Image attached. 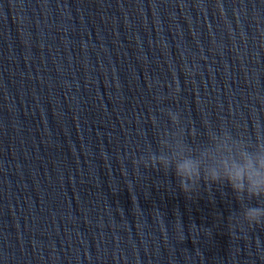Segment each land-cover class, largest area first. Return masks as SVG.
I'll list each match as a JSON object with an SVG mask.
<instances>
[{"label": "clouds", "instance_id": "clouds-1", "mask_svg": "<svg viewBox=\"0 0 264 264\" xmlns=\"http://www.w3.org/2000/svg\"><path fill=\"white\" fill-rule=\"evenodd\" d=\"M172 125L183 128L178 112L169 111ZM206 140L198 147L189 143L185 132L169 137L167 149L156 150L135 160L139 165L174 172L180 190L188 198L196 195L203 181L206 187L227 184L238 201L256 200L244 204L242 219L249 226L264 224V134L255 139L237 136L225 127L207 128Z\"/></svg>", "mask_w": 264, "mask_h": 264}]
</instances>
